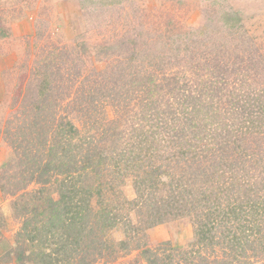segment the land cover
I'll return each instance as SVG.
<instances>
[{
    "label": "rangeland",
    "instance_id": "obj_1",
    "mask_svg": "<svg viewBox=\"0 0 264 264\" xmlns=\"http://www.w3.org/2000/svg\"><path fill=\"white\" fill-rule=\"evenodd\" d=\"M97 70L105 72L112 83L106 78L91 82L98 100L91 109L101 113L105 107L108 118L116 120L115 131H127L137 121L131 115L139 110L140 101L121 87L125 80L120 75L135 70L142 75L149 70L158 79L168 76L174 83L190 78L194 84L202 76L217 77L219 89L202 97L207 102L198 114L203 120L208 117L204 108L209 106L228 103L237 108L243 102L242 94H264V0H0V264H51L55 257L60 261L54 264H78L75 246L68 249L72 256L65 258L49 243L52 236L47 232L51 225L60 224L56 214L67 200L60 198L52 180L31 182L26 188L17 183L24 157L9 143L4 128L10 121L11 136L18 139L22 121L31 119L36 112L33 104L44 97L40 90L43 78L49 82L57 79L53 85L66 86L70 83L68 74L75 82L84 76L91 81ZM62 76L66 79H60ZM99 88L107 95L113 92V99H99ZM167 92L161 87L149 96L160 100ZM51 98L49 105L57 113L60 108L74 107L64 97L63 101ZM69 116L81 126L75 110L71 109ZM242 118L236 113L234 121ZM208 126L210 123L206 130ZM123 134L117 135L122 137L115 141L118 148L127 143L123 140L127 134ZM261 142L264 144L262 138ZM258 170H244L251 174L244 178L260 185L264 168ZM124 172L118 177L111 169L102 183L109 196L108 208L103 197H90L92 219L98 222L110 207L119 202L122 205L117 218L104 228L103 253H96L91 264H145L140 251L143 243L153 247L168 242L186 248L194 240L189 216L169 217L132 236L139 215L128 202L137 194L132 173ZM12 176L15 183H10ZM91 182L92 186L97 184ZM110 186L111 192L107 190ZM9 188L12 194L6 191ZM22 194L32 200L27 213L12 206ZM57 201L61 203H54ZM72 202H76L74 198ZM27 214H33L31 221L37 230L31 232V239L27 232L18 238L17 231ZM89 233L84 229L85 240ZM45 255L50 258H43Z\"/></svg>",
    "mask_w": 264,
    "mask_h": 264
},
{
    "label": "trees",
    "instance_id": "obj_2",
    "mask_svg": "<svg viewBox=\"0 0 264 264\" xmlns=\"http://www.w3.org/2000/svg\"><path fill=\"white\" fill-rule=\"evenodd\" d=\"M135 71L120 74L125 80L121 87L140 101L139 110L131 115L137 121L128 132L115 131L116 120L108 118L102 104L101 113L91 109L98 103L91 82H104L106 78L107 83H112L102 70L94 71L91 81L84 76L75 82L68 74L70 83L66 86L53 85L57 79L49 82L43 78L40 90L44 97L33 104L36 112L31 119L22 121L19 140L11 136L10 121L6 122L4 131L9 143L24 157L17 183L26 188L31 182L44 184L52 180L60 198L67 200L62 201L56 214L60 224H50L47 229L52 236L49 243L65 258L72 256L68 249L74 245L78 264H91L96 253H103L104 228L117 218L122 205L119 202L110 207L98 222L92 219L90 197H103L101 201L108 208L109 196L103 184L112 169L118 177L122 171L133 176L137 195L128 206L139 217L132 236L169 217L189 216L194 224V240L186 248L168 242L153 247L143 243L140 251L145 264H264V180L255 185L244 178L251 175L244 170L256 173L258 167L264 168V94H242L239 109L228 103L204 108L208 117L201 120L198 114L207 104L203 94L212 95L219 89L217 77L202 76L194 84L190 78L174 83L173 78L158 79L149 70L143 75ZM161 87L168 92L160 100L151 99L149 94ZM107 93L99 88L98 98L113 99V92ZM51 97L67 99L74 106L70 110H75L82 121L81 126L69 116L70 106L54 111L49 105ZM236 113L243 116L238 122L234 121ZM211 117L213 121L209 122ZM207 123L210 126L206 130ZM125 132L123 140L127 143L118 148L115 141L121 140ZM90 180L97 184L92 186ZM10 183H15L14 176ZM107 190L111 192L112 186ZM6 191L13 192L11 188ZM18 197L12 202L13 209L29 212L31 197ZM72 198L75 203H71ZM72 208V214L66 217ZM29 215L16 237L22 238L27 232L33 238L31 232L37 228L32 225L33 214ZM84 229L91 232L86 240ZM47 257L50 255L43 256ZM59 261L55 257L51 264Z\"/></svg>",
    "mask_w": 264,
    "mask_h": 264
}]
</instances>
